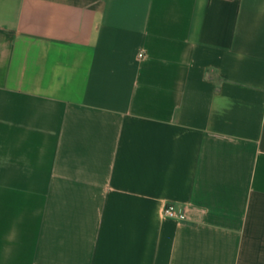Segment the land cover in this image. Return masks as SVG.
<instances>
[{"label": "crops", "instance_id": "0c3cea01", "mask_svg": "<svg viewBox=\"0 0 264 264\" xmlns=\"http://www.w3.org/2000/svg\"><path fill=\"white\" fill-rule=\"evenodd\" d=\"M0 264H264V0H0Z\"/></svg>", "mask_w": 264, "mask_h": 264}, {"label": "built area", "instance_id": "2783aa9c", "mask_svg": "<svg viewBox=\"0 0 264 264\" xmlns=\"http://www.w3.org/2000/svg\"><path fill=\"white\" fill-rule=\"evenodd\" d=\"M144 56V53L139 52L138 57L142 58ZM162 215L167 218L177 219V220H183L185 218V215L182 211L177 210L174 205L168 203L164 205L162 209Z\"/></svg>", "mask_w": 264, "mask_h": 264}]
</instances>
